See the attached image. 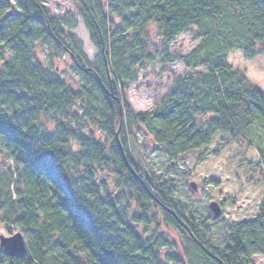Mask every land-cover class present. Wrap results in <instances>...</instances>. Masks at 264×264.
I'll list each match as a JSON object with an SVG mask.
<instances>
[{"label":"trees","instance_id":"16d2710c","mask_svg":"<svg viewBox=\"0 0 264 264\" xmlns=\"http://www.w3.org/2000/svg\"><path fill=\"white\" fill-rule=\"evenodd\" d=\"M77 1L100 64L88 60L43 0H0V150L16 174L10 166L3 174L0 225L8 234L20 231L28 248L25 256L10 257L0 246V264H184L176 252L170 260L161 257L172 248L164 235L146 238L132 224H147L152 209L208 264L264 258V197L254 219L228 225L216 251L177 207L172 183L156 186L140 175L125 138L128 129L142 128L172 162L207 146L217 133L264 130V91L228 61L233 51L248 60L264 56V0ZM192 27L195 47L171 53V44ZM39 42L49 44L51 61L70 58L81 75L77 85L68 84L58 65L37 58ZM174 63L184 70L169 72L159 105L134 112L130 83L147 66L159 64L164 73ZM41 113L54 115L55 132L40 130ZM88 123L110 143L82 127ZM257 165L264 173L263 148ZM103 169L117 177L121 195L98 180ZM123 197L137 205L130 218L128 206H119Z\"/></svg>","mask_w":264,"mask_h":264},{"label":"rangeland","instance_id":"374dc122","mask_svg":"<svg viewBox=\"0 0 264 264\" xmlns=\"http://www.w3.org/2000/svg\"><path fill=\"white\" fill-rule=\"evenodd\" d=\"M43 3L49 15L60 21L65 30L74 34L82 43V52L88 60L100 64L99 52L90 40V34L79 13V2L43 0ZM149 31L155 42L156 35L153 34L152 29ZM194 38L195 27H192L187 33L177 37L169 51L183 55L189 53L196 45ZM33 52L40 61L50 62L49 64L53 66L58 65L57 72H61L69 85L75 86L81 80V75L74 69L68 56L61 55L51 61L48 43H37ZM228 61L232 67L244 72L251 83L264 91V56L248 60L240 51H233ZM166 68L167 71L162 73L159 64L147 66L139 72L137 80L130 83L126 94L130 108L134 112L141 113L158 106L161 96L171 83L169 72L179 74L184 70L180 63L169 64ZM75 109L78 110V106H75ZM54 120L53 114L41 113L37 118V125L42 131L53 133L56 131ZM82 127H86L88 132L91 131L96 139L110 143L105 133L96 126L88 123L82 124ZM249 129L247 132L238 131L234 136L217 133L207 146L191 151L172 162L154 145L142 128L128 129L125 135L130 159L140 175L156 186L166 181L171 182L177 207L183 211L190 225L197 226L198 236L203 237L204 241L216 251L223 247L228 235V225L254 219L258 215L259 205L264 197V173L257 165L258 149H264V130L254 126ZM11 165L12 161L7 160L4 152L0 150V187L4 191L7 190V182L3 174L7 172L9 166L13 176H16ZM97 173L98 180L104 182L108 192L113 196L121 195L122 188L117 177L110 170L103 169ZM77 177L78 175L75 174V179ZM190 182H195V190L190 187ZM119 201L121 208L128 206V218L132 211L133 214L138 211L134 201L127 202L124 197ZM211 201H217L222 208L221 215L217 219L212 218L209 208ZM147 217L149 218L147 224L137 219H133L132 224L146 238L156 233L166 237L167 243L172 248L163 249L161 257L165 261L170 260L169 254L176 252L184 260V264H208L206 258L185 241L184 236L175 226L164 222L163 214L159 210L152 209ZM0 233L8 234L2 225H0ZM252 264H264V258L254 255Z\"/></svg>","mask_w":264,"mask_h":264},{"label":"water","instance_id":"95a60500","mask_svg":"<svg viewBox=\"0 0 264 264\" xmlns=\"http://www.w3.org/2000/svg\"><path fill=\"white\" fill-rule=\"evenodd\" d=\"M190 187L195 190V182H190ZM209 208L213 219L220 217L222 208L217 201H211ZM0 246L3 252L10 257H23L28 252L26 239L18 230L10 234L0 233Z\"/></svg>","mask_w":264,"mask_h":264}]
</instances>
